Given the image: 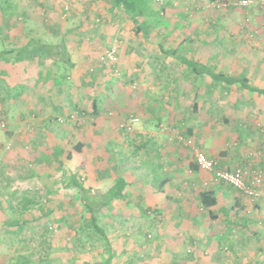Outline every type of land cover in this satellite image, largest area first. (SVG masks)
I'll return each instance as SVG.
<instances>
[{
  "label": "crops",
  "instance_id": "0c3cea01",
  "mask_svg": "<svg viewBox=\"0 0 264 264\" xmlns=\"http://www.w3.org/2000/svg\"><path fill=\"white\" fill-rule=\"evenodd\" d=\"M52 1L41 8L52 13ZM108 1L78 22L13 20L0 7V119L8 123L0 130V252L11 253L0 264L28 262L22 251L35 249L29 241L44 234L41 221L82 219L78 185L99 197L119 178L123 195L98 212L107 241L94 242L98 254L86 264H115L116 251L131 253L125 264H264V200L252 203L194 164L200 148L224 167L264 172V4L164 0L162 14L149 0L133 20ZM20 8L31 17V7ZM104 11L124 12L126 22H97ZM118 43V60L107 65L102 57ZM131 115L140 122L124 134L119 124ZM206 191L218 199L211 208ZM47 226L49 252L59 243Z\"/></svg>",
  "mask_w": 264,
  "mask_h": 264
},
{
  "label": "rangeland",
  "instance_id": "374dc122",
  "mask_svg": "<svg viewBox=\"0 0 264 264\" xmlns=\"http://www.w3.org/2000/svg\"><path fill=\"white\" fill-rule=\"evenodd\" d=\"M50 1L51 0H9V2H7L8 4L6 6L4 5V7L8 8V9H6V11H11V12H6L7 15H11L10 17L7 16V18H10L13 20L14 19H17V20L26 19V21H27L28 19H30V20H35L37 22H44L46 20L78 22L82 18H85V17H86V20H88L87 13H88L89 8L95 7L99 4H103L104 5L103 8L108 9V7L110 5V1H108V0H68L70 2V8L68 9L67 13H64L62 11H63V7L65 5V0H53L52 3L55 5V9L51 13V10H50V12H48L47 10H44V8H46V7H51ZM41 2H42V4H41ZM15 3H16V7L13 6V4H15ZM20 7H31L30 8L31 17H27L25 14L26 12H22V8H20ZM41 7H44V8H41ZM78 7H84V8H78ZM12 11H13V14H11ZM100 13L103 16V19H105L106 16H113L110 12L104 11V12H100ZM99 16L96 17L94 15L93 17H95V20H97L96 18H98ZM93 17H91L89 19L91 20ZM113 17H115L116 19H119L120 21H124V22H126L125 19L127 18L126 14L124 12L116 13L115 16H113ZM39 30L42 31V29H39ZM61 33H58V35H56V36L57 37L62 36L63 34H61ZM119 46L120 45L118 43V47ZM2 50H3V47H2V45H0V58L4 59V57H5L4 55H6V54L3 53ZM19 56L20 55L17 54V58H20ZM170 128H171L170 124L169 125L166 124V125L162 126L161 131L165 133V132L169 131ZM119 129H120V124H119ZM122 133L128 134L125 131H122ZM181 133H182L181 131L176 132V135L178 138H181L180 137V136H182ZM170 136L171 135L169 134V137ZM170 138H168V141L170 143H173L174 137H170ZM249 148L250 147H247L246 149H247V151H249V154H250L249 157L252 159V157L255 155H254V153L250 152V150H252V149H249ZM245 166H246L245 168L249 167L248 164ZM157 179H159L158 176H157ZM144 181L146 182V180H144ZM263 183H264V181H263ZM114 195H116V194H114ZM262 195H263V192H262ZM137 200L139 203L141 202L138 197H137ZM263 200H264V196H263ZM82 220L83 219H81L79 214H78L76 217L62 218L61 220L58 218H56V219L54 218V219L41 221L40 223L42 224V222H43L44 227L45 226L46 227L43 231L44 232L43 235H41L40 233H39L40 235L38 234V243L36 242V243L32 244V242H30L29 239H27L29 241V243H31L32 247H35V249L33 251H29V250L28 251L27 250L22 251L24 258H26L28 261V262H26V264H30L31 260L33 261V263H35L36 259L43 260V262L40 261L41 264H86L89 259H91L94 255L98 254V251L95 248L97 244L94 245V242H96V240H98V239L97 238H94V240L91 239L93 241L88 242V244L84 245L82 243V241L79 240L80 238L76 237L75 229L78 226H80ZM50 223H52V224H50ZM262 224H263V222H262ZM47 225H49L53 229V230L51 229V232L52 231H53L52 233L55 232L54 233L56 235L55 238L58 239L57 241L59 243V245H53L52 250L50 249L49 252H47L45 249L46 248V239H48V236H50V233H48V231H50V230H48V231L46 230L48 227ZM60 230H61V232H59ZM139 236H140L141 240L144 239L145 241H147L148 239H151V238H147V234L145 232H142L141 234H139ZM125 237H127V236H124V235L117 236L116 240L114 241L116 243L115 245L121 243V241ZM156 239H157V237L154 236L153 241H156ZM106 241L104 243H106ZM88 247H90V248H88ZM120 247H122V246H120ZM227 247H230L229 244L224 243L221 250L227 251L228 250ZM81 249H83V250H81ZM103 253L107 254L108 252L107 253L103 252ZM10 254L11 253H8V252H0V263H1V261H5V262L8 261V258H5V256L10 257ZM115 254H116L115 261H114L115 264H125V259H127L128 257L131 256L130 252L128 253V252H117L116 251ZM157 254L159 255L158 258H160V253H157ZM157 254H152L151 257H153V256L156 257ZM231 256L232 255H228V257H230V259H232ZM151 259H153V258H151ZM165 259L166 258H164V260ZM156 261H157L156 264H160L159 259H157Z\"/></svg>",
  "mask_w": 264,
  "mask_h": 264
},
{
  "label": "built area",
  "instance_id": "2783aa9c",
  "mask_svg": "<svg viewBox=\"0 0 264 264\" xmlns=\"http://www.w3.org/2000/svg\"><path fill=\"white\" fill-rule=\"evenodd\" d=\"M264 4V0H260ZM160 6L163 5V0H157ZM254 2V0H236L227 1L223 3H217L218 7L230 8L231 6L248 7ZM70 8V2L65 0L64 13H67ZM161 9V8H160ZM162 11V9H161ZM163 14V11H162ZM119 47L117 44L108 48L102 59L107 65L114 64L118 60ZM140 122V118L136 115H131L120 123V129L132 133L135 131L136 125ZM8 123L5 120L0 119V130H5ZM192 140L188 141L192 144ZM11 145H7L9 149ZM194 158L200 169L212 173L214 179L222 181L231 185L234 189L239 191L243 196L247 197L252 203L260 202L263 199L260 186L264 181V173L262 170L252 171L250 168H234L230 169L224 167L215 158H210L208 154L198 148L194 150Z\"/></svg>",
  "mask_w": 264,
  "mask_h": 264
},
{
  "label": "trees",
  "instance_id": "16d2710c",
  "mask_svg": "<svg viewBox=\"0 0 264 264\" xmlns=\"http://www.w3.org/2000/svg\"><path fill=\"white\" fill-rule=\"evenodd\" d=\"M1 1V0H0ZM157 1V0H156ZM9 2V0H2L0 2V7L6 6ZM116 5L123 4V7H125V10H128L127 14L129 13L131 19H136V16H141L143 14H147L150 9H148L149 6V0H115ZM44 5V4H43ZM165 1L163 0V5L160 6L161 9L164 8ZM159 8V9H160ZM64 7L63 11L64 12ZM103 16L100 15L97 18V22L103 21ZM62 45V44H61ZM57 48H60L59 45ZM36 52L46 51L43 46L35 47ZM214 79H223L222 75L220 74H212ZM224 77V76H223ZM229 84H232L235 80L233 78L227 77L225 79ZM245 82V80H243ZM246 84V83H245ZM247 88H250L251 90L255 89L254 87L250 85H246ZM200 149V148H198ZM204 151L203 149H200ZM205 152V151H204ZM207 153V152H206ZM209 156V155H208ZM210 158H215L211 157ZM216 159V158H215ZM85 163V162H84ZM194 164L196 165V168L199 169V166L197 162L194 160ZM117 184V185H116ZM114 187L109 189L103 196L96 197L90 193V191L82 185H78L80 188V192L82 194V206H83V216H82V222L80 226H78L75 230L76 237L80 238L79 240L82 241L84 245H86L88 242H91L94 240V238L97 239H103L106 241L105 231L102 227L99 225L98 221V212L102 210L105 206H108L111 201H113L115 198L123 195V180L119 178L117 180ZM116 194V195H114ZM202 204L208 208H211L215 206L218 203L217 197L214 195L212 191H206L203 192L202 195ZM51 228V227H50ZM52 229V228H51ZM148 238V237H147ZM93 239V240H91ZM86 242V243H85ZM108 242H110V239L108 238ZM39 260V259H38ZM111 260V257L108 259V262ZM43 262V260H39V263ZM110 263V262H109ZM41 264V263H40ZM97 264V263H94Z\"/></svg>",
  "mask_w": 264,
  "mask_h": 264
}]
</instances>
